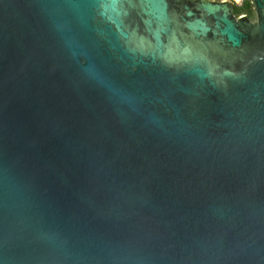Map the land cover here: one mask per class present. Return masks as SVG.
<instances>
[{
  "label": "water",
  "instance_id": "95a60500",
  "mask_svg": "<svg viewBox=\"0 0 264 264\" xmlns=\"http://www.w3.org/2000/svg\"><path fill=\"white\" fill-rule=\"evenodd\" d=\"M0 0V264H264V0Z\"/></svg>",
  "mask_w": 264,
  "mask_h": 264
},
{
  "label": "flooded vegetation",
  "instance_id": "af4514ba",
  "mask_svg": "<svg viewBox=\"0 0 264 264\" xmlns=\"http://www.w3.org/2000/svg\"><path fill=\"white\" fill-rule=\"evenodd\" d=\"M215 1H231V2H233V4H234V13H235L236 17L247 16L251 21H255L257 19L254 7H253V11H251V12H244L242 14H236L235 3L238 4V5H243L244 0H215Z\"/></svg>",
  "mask_w": 264,
  "mask_h": 264
},
{
  "label": "trees",
  "instance_id": "16d2710c",
  "mask_svg": "<svg viewBox=\"0 0 264 264\" xmlns=\"http://www.w3.org/2000/svg\"><path fill=\"white\" fill-rule=\"evenodd\" d=\"M236 14H242L244 12L253 11V5L250 0H244L243 5H238L235 3Z\"/></svg>",
  "mask_w": 264,
  "mask_h": 264
},
{
  "label": "rangeland",
  "instance_id": "374dc122",
  "mask_svg": "<svg viewBox=\"0 0 264 264\" xmlns=\"http://www.w3.org/2000/svg\"><path fill=\"white\" fill-rule=\"evenodd\" d=\"M236 2V1H235Z\"/></svg>",
  "mask_w": 264,
  "mask_h": 264
}]
</instances>
